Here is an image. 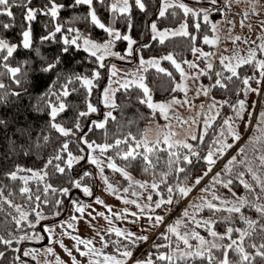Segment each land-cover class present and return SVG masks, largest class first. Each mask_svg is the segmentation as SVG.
Masks as SVG:
<instances>
[{"label": "snow or ice", "instance_id": "1", "mask_svg": "<svg viewBox=\"0 0 264 264\" xmlns=\"http://www.w3.org/2000/svg\"><path fill=\"white\" fill-rule=\"evenodd\" d=\"M14 9L17 36L0 34V264H264V103L248 99L264 88V7L239 13L249 31L259 17L251 41L232 34V0H0L3 32ZM222 21L246 53L213 50ZM44 240V260L21 245Z\"/></svg>", "mask_w": 264, "mask_h": 264}, {"label": "rangeland", "instance_id": "2", "mask_svg": "<svg viewBox=\"0 0 264 264\" xmlns=\"http://www.w3.org/2000/svg\"><path fill=\"white\" fill-rule=\"evenodd\" d=\"M190 2L192 3H195L196 0H190ZM249 2V0H232V5H233V11L232 13H230V16H235L236 17V23L233 25L232 27V34H240L242 37L247 35V38L251 41V40H255L257 39V29H258V20H259V17H256L255 19H252L250 22L253 24V28L251 31L248 30L247 28V23H249V21H245V26L242 28L240 25H239V19L241 18L239 16V13L243 10V7ZM257 6L258 7H264V0H257ZM251 15V14H250ZM229 34V29L227 27V24L226 22H223L222 21V28H221V41L224 45H226L227 47H218V48H214L213 50L216 52L217 55H220V54H230L233 50H236L237 48L239 49V51L241 52V54H244L246 53L247 51V47L248 45H244L242 44L241 41H237L235 44H233V42L229 39H227V35ZM191 58V55L190 57ZM129 62H126V61H121L120 62V65L123 66L124 64H128ZM202 81H197V82H193L192 79L190 78L189 79V83H190V92H194L196 87H197V84L200 83ZM190 98L191 99H195L196 100V106L198 107L199 106V102L200 101H206L208 99V97H205L203 95H201L200 97L196 98V97H193L191 96L190 94ZM249 102L251 101H258L257 105H256V112L259 111V107H260V104L261 103H264V88H262V92L260 95L256 94V93H250L249 94ZM102 106V110H103V105L101 104ZM178 109H179V112L181 115H184V116H187L189 115L190 113V110H187L186 106L185 107H180V106H177ZM101 114H102V111H101ZM255 118V112H254V117H253V120ZM177 131L180 132L182 134L183 130L180 129V128H177ZM117 179H119V176L116 177ZM95 192L96 194H99L101 195V197L103 199L106 200V202L112 204L114 207H118L120 202L117 198L111 196L110 194H107V193H104L102 191L101 188L97 187L95 189ZM86 199H90V198H86ZM67 209L70 211L71 210V205L70 203L68 202V204L66 205ZM97 208H100L101 206L100 205H96ZM69 211H65L64 215L60 218V219H64L66 218L68 215H69ZM207 214V213H205ZM94 223L98 222L99 226L103 229V228H106L107 226V222L104 221L102 218L100 217H96L95 220L93 221ZM49 223V222H47ZM129 227H135L134 225H131L129 224ZM38 230H39V227H38ZM79 231H80V234L81 235H94V232H93V229L89 226H87L85 224V222L83 220L80 221V227H79ZM57 235H59V229H57ZM154 235L153 234H150V238ZM64 243L68 246V247H72L73 246V241L71 240L70 237H64ZM41 241H32V245H29L31 247H35L37 249V255L39 256V258L41 260H44L46 259V257H44L43 253L40 252V248L41 246H43L44 244L47 243V240H44L42 243H40ZM96 242L98 243L99 242V237H96ZM34 244H37V245H34ZM144 246L146 244H143ZM56 247V251L60 253V255L65 259L67 260L68 257L66 255V253L63 252V250L59 247V245H55ZM140 249H143V247H139L137 249V252L139 253V250ZM48 258H51V257H48ZM25 259H30V258H27L25 257ZM31 264H35V261H32Z\"/></svg>", "mask_w": 264, "mask_h": 264}, {"label": "trees", "instance_id": "3", "mask_svg": "<svg viewBox=\"0 0 264 264\" xmlns=\"http://www.w3.org/2000/svg\"><path fill=\"white\" fill-rule=\"evenodd\" d=\"M34 2H39V0H34ZM14 11H16V13H17V28L15 30L10 29V30H8L6 32H3L2 30H0V34L7 35V36L13 37V38H15L17 36V34H18V31H19L18 25H19V21H20L19 9H14ZM62 14H65L66 15L67 13L65 12V13H62ZM2 18L3 17H0V19H2ZM142 21H143V17L140 14L137 13V15H136V22H137V24L138 25H141L142 24ZM43 22H46V17H42V16L38 17L37 18V21H34L33 22L34 23L35 30H36L37 33L40 32L41 26H42V23ZM137 31H143L142 27H140L139 29H134L133 30V34L136 35V32ZM179 43H181V41L177 40V44H179ZM169 47H171V46H169ZM161 51H162V49L160 48V46L156 45L153 48H150V49L146 50V54H160ZM176 51L177 52H180V48L179 47H176ZM186 55H188V57H190L191 54L190 53H186ZM243 71H250V68L249 69H242V73H243ZM201 81L203 83H208V79H207L206 76L205 77H202L201 78ZM212 95H217L219 97L222 94L214 90L212 92ZM95 96H96V93L94 92V94H93V100H94V102H95ZM117 96L119 97L120 96V93H117ZM155 96H156L157 99L166 98L165 92H164V90L162 88H157L155 90ZM24 102L26 104L28 103V100H27L26 97H25V101ZM99 107L101 108V111H102V106L99 105ZM223 112H224V114H226L228 112L227 106L224 107ZM116 114H117L118 119L121 118V113H120V110L119 109L116 110ZM136 114H137L136 107L134 105L133 106H129L125 110L122 119L124 121H127L128 119H132L134 117V115H136ZM95 115H101V113H97ZM112 130L113 131L115 130V125L114 124L112 125ZM4 147H5V145H4L3 141H2V137H0V153L3 152ZM23 162H25L27 164L34 163V161L33 160H30V159L29 160H26V161H23ZM0 182H5V180H4V178L2 176H0ZM73 194H77V192H76L75 189L73 190ZM64 203H65V206L68 204L67 198H65ZM64 213L65 212H63L61 214V216L58 217L57 219H60L64 215ZM4 215H5V213L0 212V231H3L4 228H5ZM51 221H52V218L51 217H46V219L45 220H42L41 223L43 224V223H47V222H51ZM38 227L39 226H37V228ZM150 239H156L155 234ZM42 242L43 241H41L40 243H42ZM21 245L22 246L32 245V241H22L21 242ZM34 245H37V244H34ZM146 246L147 245L144 246L143 244H141L139 247L145 248ZM0 247H2V246H0Z\"/></svg>", "mask_w": 264, "mask_h": 264}]
</instances>
